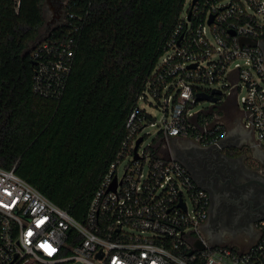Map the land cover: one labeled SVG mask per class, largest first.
I'll return each mask as SVG.
<instances>
[{"label": "built area", "instance_id": "obj_1", "mask_svg": "<svg viewBox=\"0 0 264 264\" xmlns=\"http://www.w3.org/2000/svg\"><path fill=\"white\" fill-rule=\"evenodd\" d=\"M222 1L191 0L139 98L149 102V95L166 96L159 142L170 153L152 158L141 150L142 141L135 158L137 139L144 140L143 129L156 123H146L141 114L148 110L139 104L127 123L122 157L111 163L83 221L14 167L0 166V264H264V217L257 221L259 238L247 249L210 244L201 232L209 212L208 192L170 151V137L206 145L227 136V103L194 111L196 94L213 88L222 91L216 103L230 89L246 126L264 146V55L250 42L264 39V0ZM68 3L64 0L55 26L73 24L76 14ZM74 29L79 27L74 24ZM242 38L250 40L242 43ZM41 44L49 54L39 63L35 89L58 95L72 67L75 41H60L56 49ZM128 154L131 161L119 176Z\"/></svg>", "mask_w": 264, "mask_h": 264}, {"label": "trees", "instance_id": "obj_2", "mask_svg": "<svg viewBox=\"0 0 264 264\" xmlns=\"http://www.w3.org/2000/svg\"><path fill=\"white\" fill-rule=\"evenodd\" d=\"M44 1L0 0V166L14 167L83 221L111 163L122 157L129 118L186 0H69L73 24L38 39ZM69 38L75 52L64 88L58 95L35 89L49 54L41 43L56 49ZM141 116L154 122L145 109ZM161 136L145 148L152 158L163 155Z\"/></svg>", "mask_w": 264, "mask_h": 264}, {"label": "flooded vegetation", "instance_id": "obj_3", "mask_svg": "<svg viewBox=\"0 0 264 264\" xmlns=\"http://www.w3.org/2000/svg\"><path fill=\"white\" fill-rule=\"evenodd\" d=\"M60 2L64 0H55L57 5ZM44 27H49L47 19ZM261 49L264 55V39ZM244 117L236 105L225 109L228 134L219 144L173 139L175 155L208 192L209 212L201 232L212 245L234 246L245 237L254 238L257 221L264 216V146Z\"/></svg>", "mask_w": 264, "mask_h": 264}, {"label": "rangeland", "instance_id": "obj_4", "mask_svg": "<svg viewBox=\"0 0 264 264\" xmlns=\"http://www.w3.org/2000/svg\"><path fill=\"white\" fill-rule=\"evenodd\" d=\"M223 3H227L228 0H223L222 1ZM191 6V0H186L185 2V6H184V11H183V14L184 15H187V12L189 10ZM50 17L48 16L47 17V20H49ZM58 23H54L52 24L50 27H48L46 29V27H42L41 30H40V34L38 36V39H42L44 38L48 33L49 31ZM228 81V80H227ZM203 88H208L207 86H203ZM225 95L223 97V100L222 102L220 103H213V102H210V101H206V100H199L197 102L196 105H194V111H198V110H202V109H210V108H213V109H218L220 106L223 105V103H227L225 105V107L227 108V110H231L233 106H235L233 103V99L231 98V95H230V89L229 88H226L225 89ZM244 93L243 90H241L239 93H238V99H240V96ZM165 95L163 94L159 99L157 98H154L153 96L149 95V102H152V104H150L149 102L147 101H144V100H140L139 101V104L146 108L148 110V112H150L153 116V121L156 122L155 124L153 125H148L146 126L142 133H141V136H144V140L141 144V150L142 149H145L146 147H148L149 145L153 144V141L154 139L156 138V136L158 135L159 131H160V127H161V121L163 119V116H164V111H163V107H164V104H165ZM225 108V109H226ZM239 108H241V105L239 106ZM140 150V151H141ZM162 154L164 155H168L170 152H168L167 150H162L161 152ZM129 161H131V155H127L123 161L120 163L119 167H118V172H119V176H121L124 172V169L126 167V165L129 163ZM148 166L145 165V169H147Z\"/></svg>", "mask_w": 264, "mask_h": 264}, {"label": "water", "instance_id": "obj_5", "mask_svg": "<svg viewBox=\"0 0 264 264\" xmlns=\"http://www.w3.org/2000/svg\"><path fill=\"white\" fill-rule=\"evenodd\" d=\"M64 2L61 3L60 5H57L55 3V0H45L44 1V16H45V23H46V13H47V9L49 8V13L51 15V18L48 20L49 22V27L54 24V23H58L61 21L62 16H63V9L61 8V6H63ZM213 16L210 17L209 22H212ZM250 39L247 38H242L241 42L244 43L245 41H249ZM251 44L253 45H259L261 47V41H250ZM195 66V65H193ZM222 94V91L220 89L217 88H213L211 90L210 93L208 92H198L196 94V98L197 100H206V101H210L213 103H216L218 101V99L220 98ZM177 137H170V148H171V155L174 159L180 160L177 158V156L175 155V145H174V141L173 139H175ZM143 141V137H139L136 141L135 147H134V156L135 158H138V147L140 145V143ZM181 161V160H180ZM182 162V161H181ZM183 163V162H182ZM184 164V163H183ZM185 165V164H184ZM116 187V183L113 184L112 188ZM264 217V216H263ZM216 245H220V243H216ZM199 247H203L202 245H200V243H198Z\"/></svg>", "mask_w": 264, "mask_h": 264}, {"label": "crops", "instance_id": "obj_6", "mask_svg": "<svg viewBox=\"0 0 264 264\" xmlns=\"http://www.w3.org/2000/svg\"><path fill=\"white\" fill-rule=\"evenodd\" d=\"M260 232L259 229H257V232L253 236L254 238H247L245 237L244 241H241L238 245H234V247L238 249H247L251 244H253L258 238H259Z\"/></svg>", "mask_w": 264, "mask_h": 264}]
</instances>
